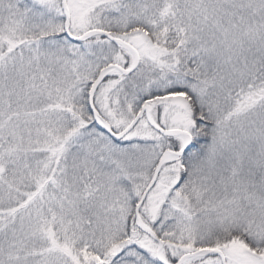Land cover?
<instances>
[{
	"label": "snow or ice",
	"instance_id": "obj_1",
	"mask_svg": "<svg viewBox=\"0 0 264 264\" xmlns=\"http://www.w3.org/2000/svg\"><path fill=\"white\" fill-rule=\"evenodd\" d=\"M0 264H264V0H0Z\"/></svg>",
	"mask_w": 264,
	"mask_h": 264
}]
</instances>
